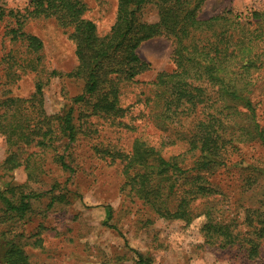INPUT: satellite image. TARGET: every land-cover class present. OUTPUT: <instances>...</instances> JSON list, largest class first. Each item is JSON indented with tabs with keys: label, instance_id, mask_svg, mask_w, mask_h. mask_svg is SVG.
<instances>
[{
	"label": "rangeland",
	"instance_id": "374dc122",
	"mask_svg": "<svg viewBox=\"0 0 264 264\" xmlns=\"http://www.w3.org/2000/svg\"><path fill=\"white\" fill-rule=\"evenodd\" d=\"M76 1L85 5L84 17L97 25L100 37L111 33L118 0ZM30 3L0 0V9L5 11L0 17V99L30 98L42 81L48 115L64 117L73 108L76 137L70 142L57 131L52 148L27 147L25 157L36 154L29 163L33 174L29 179L24 166L4 169L8 145L0 135V191L12 185L19 187L18 191L43 195L32 201L33 209L21 221L10 218L0 200V252L13 240L24 246L31 264H139L135 252L151 264H264V236H259L264 227V172L256 173L251 167L264 171L260 142L241 145L230 154L227 165L213 173L214 192L208 201L195 203L198 216L191 222L164 219L121 191L125 179L118 155L130 153L137 139L161 150L167 158L185 154L186 167L197 160L198 152L187 153V136L201 119L197 115L201 110L196 114L186 110L174 121H164L160 109L148 103L154 97L150 83L159 73L176 69L172 41L164 36L145 41L138 53L151 65L150 70L132 82L115 81L120 88V105L126 109L123 117L94 113L96 97L86 95V102L74 101L85 93L87 78L51 75L53 71L63 75L78 71L73 27L63 26L53 16L26 20L23 31L43 43L38 53L8 34L17 27L15 19L7 15L9 11L26 13ZM227 11L250 17L254 11L264 12V0H205L198 18L207 20ZM139 16L149 23L159 20L153 3L145 5ZM31 57L36 59L34 64ZM261 82L264 84V75ZM253 99L264 102V92L258 89ZM261 108L264 105L259 106L260 114ZM236 109L245 112L241 106ZM235 111L233 107L228 110L229 124L249 119ZM260 121L264 126V114ZM61 156L68 167L61 164ZM208 210L213 212L214 221L232 219L231 233L239 234L240 241L245 238L259 243L258 256L248 258L244 241L241 247L222 245L218 234H208L204 228L207 218L201 214ZM251 221L253 227L248 224ZM37 231L44 241L40 246L30 237Z\"/></svg>",
	"mask_w": 264,
	"mask_h": 264
},
{
	"label": "trees",
	"instance_id": "16d2710c",
	"mask_svg": "<svg viewBox=\"0 0 264 264\" xmlns=\"http://www.w3.org/2000/svg\"><path fill=\"white\" fill-rule=\"evenodd\" d=\"M204 1L118 0L117 21L105 37L98 35L97 25L84 17L85 5L76 0H31L26 13L11 10L7 14L17 25L8 32L12 40L22 42L34 53L42 50L43 43L23 31L26 20L53 16L63 26L73 27L72 38L77 43L80 62L78 71L67 75L53 71L51 75L87 78L85 93L74 101L86 102V95L96 97L93 109L99 114L123 117L126 109L120 105V88L115 81L132 82L150 70L151 65L138 53L145 41L158 36L172 41L176 69L172 73H159L150 83L154 87V97L149 98L148 103L151 101L152 108L160 109L164 121H174L186 110L195 114L201 110L197 114L201 119L187 136V153L198 152L197 160L186 167L185 154L167 158L161 150L141 139L134 142L130 153L118 155L125 179L121 191L168 220L191 222L198 216L195 203L201 199L208 201L212 196V175L227 165L230 154L249 142L258 141L264 146V126L260 121L264 108H261L262 114L258 110L264 102L253 99L258 89L264 92L261 82L264 75V12L254 11L250 17H243L227 11L201 20L198 11ZM148 3L158 9L157 22L149 23L139 16ZM0 11V17L5 16V11ZM30 60L32 64L36 61L35 57ZM237 106L245 112L237 111ZM232 107L235 113L246 114L249 119L229 124L232 121H228V110ZM74 129L73 108L64 117L48 115L42 81L37 83L30 98L0 99V135L5 137L8 145L4 169L13 171L24 166L29 179L33 178L29 163L36 154L25 157L26 148L31 145L52 148L58 137L57 131L73 142ZM63 158L60 157L61 164L66 168ZM251 167L256 173L264 172L256 166ZM18 189L9 185L5 191H0V200L9 217L21 221L33 209L32 201L43 195ZM112 214L110 207V216ZM201 214L207 218L205 231L218 234L222 245L240 244L241 247L244 241L248 258L258 256L259 243L245 238L240 241L239 234L231 233L232 219L214 221L211 210ZM248 224L254 226L252 221ZM39 227L43 229V225ZM259 233L260 237L264 236V227ZM40 234L37 231L30 235L35 239V246L44 242ZM4 247L3 253L0 252V259L4 260L0 264H31L23 245L9 240ZM135 254L137 263L151 264L141 253Z\"/></svg>",
	"mask_w": 264,
	"mask_h": 264
}]
</instances>
